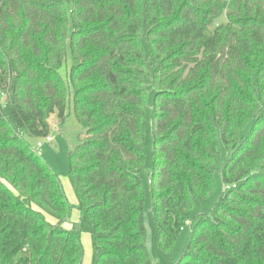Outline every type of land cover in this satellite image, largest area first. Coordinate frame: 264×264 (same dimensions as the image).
I'll use <instances>...</instances> for the list:
<instances>
[{"label":"trees","instance_id":"1","mask_svg":"<svg viewBox=\"0 0 264 264\" xmlns=\"http://www.w3.org/2000/svg\"><path fill=\"white\" fill-rule=\"evenodd\" d=\"M223 1L0 0V264H83V233L91 264H154L147 80L158 246L192 219L178 264H264V0L219 24ZM68 109L84 129L66 174L76 204L24 138L48 137ZM219 169L218 202L193 217Z\"/></svg>","mask_w":264,"mask_h":264},{"label":"rangeland","instance_id":"2","mask_svg":"<svg viewBox=\"0 0 264 264\" xmlns=\"http://www.w3.org/2000/svg\"><path fill=\"white\" fill-rule=\"evenodd\" d=\"M240 0H224L219 5V15L217 22L223 24L227 21V12L235 11L238 8ZM70 65V57L67 63L60 70L61 75L66 79L67 69ZM148 92V101L145 108V123H144V154L145 165L140 174L141 185L144 188V207L147 211L148 224L150 229V249L154 264H178L183 257L186 245L190 237V224L192 219L187 222L185 227L180 232L176 243L170 252H165L160 249L157 244L158 228L153 216V202L150 188V174L154 167V136L152 129V104L154 101V90L150 82L146 81ZM51 131L49 137L51 142H46V137L36 138L27 134L24 135L25 140L31 145L32 149L37 152L50 167L57 173L63 174L61 177L65 194L70 203L76 204L77 197L73 190L69 177L66 175L69 171V152L74 150L79 144V135L84 131L83 127L77 121L72 109H68L67 118L61 124L56 115L50 119ZM43 142L42 147H38L37 143ZM65 174V175H64ZM216 189L211 198L205 202L197 204L193 211V217L205 210L212 209L219 200L221 193L224 190L220 169L215 173ZM80 212L74 208L71 215V220L65 223V227L70 228L73 222L78 221ZM82 243L84 247L83 264H91L93 255L92 236L89 233L82 234Z\"/></svg>","mask_w":264,"mask_h":264},{"label":"built area","instance_id":"3","mask_svg":"<svg viewBox=\"0 0 264 264\" xmlns=\"http://www.w3.org/2000/svg\"><path fill=\"white\" fill-rule=\"evenodd\" d=\"M52 140H51V138L48 136V137H46V142H51ZM37 146L40 148V147H42L43 146V142H38L37 143Z\"/></svg>","mask_w":264,"mask_h":264}]
</instances>
